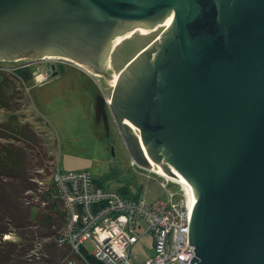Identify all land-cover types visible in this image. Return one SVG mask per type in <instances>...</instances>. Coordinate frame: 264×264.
I'll return each instance as SVG.
<instances>
[{
	"label": "water",
	"instance_id": "95a60500",
	"mask_svg": "<svg viewBox=\"0 0 264 264\" xmlns=\"http://www.w3.org/2000/svg\"><path fill=\"white\" fill-rule=\"evenodd\" d=\"M170 15L108 104L136 163L193 186L189 264H264V0H0V60L104 74L115 39Z\"/></svg>",
	"mask_w": 264,
	"mask_h": 264
},
{
	"label": "rangeland",
	"instance_id": "374dc122",
	"mask_svg": "<svg viewBox=\"0 0 264 264\" xmlns=\"http://www.w3.org/2000/svg\"><path fill=\"white\" fill-rule=\"evenodd\" d=\"M162 29L159 27L146 35L136 32L124 39L108 57L111 60L110 66H106L108 74H119L127 61L158 37ZM46 56L48 59L28 66L31 70L28 71V78L17 75L16 70L9 71L16 64L24 63L25 59L19 62L0 60V72L12 81L10 92L14 97L12 109L0 108V123L6 124L13 120L11 115L14 114L17 117L14 120L16 124H27V128L34 131L35 141L31 149H28L34 157L31 174H37L35 172L38 171L43 173L45 170L43 186L48 188L54 185L50 173L54 166L65 171L85 169L91 171L96 183L101 186L121 192L127 189L126 197L142 196L149 201L166 197L168 190L162 186L160 177L133 162V156L115 125H112L107 135L97 124L91 103L96 84L94 80L102 85L108 99L111 98V81L107 77L103 78L100 73H92L91 77L78 65L68 64L61 73L55 76L49 73L37 84L33 74L51 71L49 56ZM10 236L6 239L16 238L15 234ZM87 246L89 253H92L91 244L87 243ZM41 249L42 244L37 243L31 254ZM152 250L151 235L146 234L141 242L132 247L131 254L141 262L149 257Z\"/></svg>",
	"mask_w": 264,
	"mask_h": 264
},
{
	"label": "built area",
	"instance_id": "2783aa9c",
	"mask_svg": "<svg viewBox=\"0 0 264 264\" xmlns=\"http://www.w3.org/2000/svg\"><path fill=\"white\" fill-rule=\"evenodd\" d=\"M26 66H29L26 62L18 63L9 71ZM49 73L33 74L36 83H41ZM150 172L160 177L162 186L168 190L166 197L151 201L142 196L126 197L121 191L97 184L89 170L65 171L55 167L52 182L66 209V222L55 237L57 243L80 255L83 251L89 253L87 243H90L93 248L90 254L103 264H189L196 256L189 240L194 204L190 205L183 185L176 178L155 170ZM146 234L151 235L153 250L146 260L139 262L131 249Z\"/></svg>",
	"mask_w": 264,
	"mask_h": 264
},
{
	"label": "trees",
	"instance_id": "16d2710c",
	"mask_svg": "<svg viewBox=\"0 0 264 264\" xmlns=\"http://www.w3.org/2000/svg\"><path fill=\"white\" fill-rule=\"evenodd\" d=\"M23 70L15 73L25 77ZM11 86L0 72V108L12 109ZM11 118L0 123V264H103L90 253L80 255L55 240L66 222L64 203L56 196L55 185L44 188L45 170L31 174L34 157L28 149L35 141L34 131L16 124L14 114ZM6 234L16 238L4 239ZM37 243L42 244L41 251L31 254Z\"/></svg>",
	"mask_w": 264,
	"mask_h": 264
},
{
	"label": "bare ground",
	"instance_id": "6f19581e",
	"mask_svg": "<svg viewBox=\"0 0 264 264\" xmlns=\"http://www.w3.org/2000/svg\"><path fill=\"white\" fill-rule=\"evenodd\" d=\"M172 15V14H171ZM171 15L166 19V21L164 22V23H162V24H160V25H158L157 27H155V28H150V29H143V28H141V27H136L133 31H129L128 33H124V34H122V35H120L117 39H115L114 40V42H113V44H112V47H113V49L116 47V46H118L119 44H121L122 42H123V40L124 39H126V38H128V37H131L133 34H135L136 32H139V33H141V34H144V35H146V34H150V33H152V32H154V31H156L159 27H163V28H166L167 26H169L170 24H171V21H172V18H171ZM157 38H159V36L158 37H156L155 39H157ZM49 57H53V56H49ZM73 61V60H72ZM74 62V64H76V65H78V66H80L82 69L84 68L85 69V71H89L90 73H91V75H92V73L93 74H97L96 72H93L91 69H89L88 67H86L85 65H83V64H81V63H79V62H77V61H73ZM110 63V61L108 62V64ZM118 76H119V74L118 73H115L114 75H113V78H112V81H111V85L112 86H114L115 84H116V82H117V79H118ZM127 122H129V121H127ZM132 128L139 134V129L136 127V126H134L133 124H132ZM150 158V157H149ZM150 160H151V162H152V164H155V167H154V165H153V168H149L150 170H155L157 173H159V174H161V175H164V176H168V174L164 171V169H162L160 166H159V164H157L156 162H154L151 158H150ZM170 176V175H169ZM174 178H176V177H174ZM180 183H182L183 184V186H184V188H185V191H186V194H187V197H188V200H189V203H190V205L191 206H193V204H195V202H196V195H195V193H194V188H193V186L188 182V181H186L185 179H183V178H176Z\"/></svg>",
	"mask_w": 264,
	"mask_h": 264
},
{
	"label": "flooded vegetation",
	"instance_id": "af4514ba",
	"mask_svg": "<svg viewBox=\"0 0 264 264\" xmlns=\"http://www.w3.org/2000/svg\"><path fill=\"white\" fill-rule=\"evenodd\" d=\"M165 28H163L162 29V31L164 30ZM161 31V32H162ZM154 40V39H153ZM152 40V41H153ZM139 52V51H138ZM137 52V53H138ZM136 53V54H137ZM135 54V55H136ZM134 55V56H135ZM133 56V57H134ZM132 57V58H133ZM49 58H51V57H49ZM131 58V59H132ZM44 59H48L47 57L46 58H44ZM44 59H41V60H44ZM130 59V60H131ZM41 60H39V61H41ZM130 60H128L127 61V63L130 61ZM49 61H50V74H51V76H55V75H53V72H55V71H58V74L59 73H61V68H60V66H59V63H60V61L59 60H55V59H49ZM25 62L26 63H28L29 64V66L30 65H32V64H34L35 62H37V61H35V60H25ZM110 62H111V60H110ZM52 63H55L56 64V69L55 70H52V67H51V65H52ZM126 63V64H127ZM72 65V64H74V63H71V62H65V67H66V65ZM75 65V64H74ZM77 66V65H76ZM100 66H103V65H101L100 64ZM105 66H107V68L110 66V63L108 64L107 62H106V64H105ZM77 67H79V68H81L80 66H77ZM82 69V68H81ZM83 70L85 71V69L83 68ZM105 71H104V74L102 75V77L103 78H106V77H108L109 75H108V72H107V70H106V67H105V69H104ZM85 72H87L91 77H93V75H91V73L89 72V71H85ZM105 76V77H104ZM95 81V83L96 84H94V87H93V100L91 101V103H94V101H95V99H96V97L99 95V94H103V95H105V97H106V94H105V92L102 90V85L101 84H99V82L97 81V80H94ZM114 87H115V85L112 87V85H111V96H112V94L114 93ZM107 98V97H106ZM106 101H107V103H106V119H107V121L105 122L104 121V118H103V116H102V113L99 111L98 112V114H99V119L97 120V118H96V116H95V114H94V116H95V119H96V121H97V124H98V126H101L102 127V129L107 133V135H109L110 134V132H111V129H112V125L114 124L115 125V127H116V129L119 131V133L121 134V136H122V138L124 139V137H123V135H122V132H121V130H120V128H119V125H118V123H117V120H116V118L114 117V115H113V112H112V110H111V107H110V105L108 104V98L106 99ZM93 111V110H92ZM125 140V139H124ZM126 142V141H125ZM112 149H113V145H111L110 146Z\"/></svg>",
	"mask_w": 264,
	"mask_h": 264
}]
</instances>
